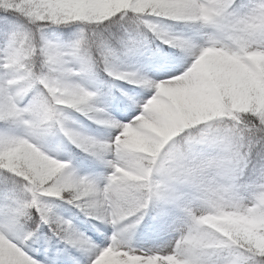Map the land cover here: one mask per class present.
Listing matches in <instances>:
<instances>
[{
    "label": "clouds",
    "instance_id": "9594fccd",
    "mask_svg": "<svg viewBox=\"0 0 264 264\" xmlns=\"http://www.w3.org/2000/svg\"><path fill=\"white\" fill-rule=\"evenodd\" d=\"M89 3L92 7L78 25L82 56L94 61L96 73L108 70L152 95L133 105L138 114L126 122L106 113L99 106L102 94L80 58L65 53L59 64L53 54L43 53L37 25L31 37L21 38L18 52L22 69L43 76L39 83L44 87L34 90L25 76L15 79L23 92L17 104L23 105L22 144L0 156V169L18 172L30 183L34 178L36 196L44 204L73 200L105 216L115 226L121 259L128 260L139 248L138 264H264L257 255L264 252V135L250 131L246 104L213 86L239 65L258 75L264 70V0ZM130 35L139 45L133 55L122 43ZM209 35L223 46L203 47ZM101 41L114 52L102 50ZM165 45L189 66L157 80L146 61ZM78 111L107 123V136L82 128L73 115ZM34 122L51 134H33ZM208 126L235 129L236 136L225 144L203 142L200 132ZM65 140L105 151L111 160L108 176L115 179L95 186L78 181L70 158L57 148ZM170 189L181 194L184 207L172 210L161 228L167 239L139 246L145 222L160 216L158 192ZM113 251L101 253L99 264L113 258Z\"/></svg>",
    "mask_w": 264,
    "mask_h": 264
},
{
    "label": "snow or ice",
    "instance_id": "6c2138e0",
    "mask_svg": "<svg viewBox=\"0 0 264 264\" xmlns=\"http://www.w3.org/2000/svg\"><path fill=\"white\" fill-rule=\"evenodd\" d=\"M91 7L89 0H0V156L12 152L22 144L18 129L23 126V105L18 108L17 104L23 92L15 84V79L25 76L26 83L34 90L44 87L39 83L43 76L38 78L22 69V58L18 52L21 38L31 37L37 25V43L43 53L53 54L59 64L63 63L65 53L80 58L87 75L102 94V104L99 106L106 113L114 115L115 110L116 118L120 116L124 117L119 119L120 121H128L139 111L138 108L133 110V105L141 101V98L147 99L152 95V91L135 87L125 79H116L108 70L96 73L94 61L88 56H82V36L78 25L86 18ZM249 8L255 11V5ZM73 29L76 31L73 32ZM58 30H63L62 35ZM122 43L129 55L139 51L138 41L131 35ZM214 46L223 45L218 44L214 35H209L203 47ZM100 47L106 52H114L112 45L107 41H101ZM146 63L157 80L177 76L189 66L179 58L175 49L168 46H163L162 51L153 52ZM104 76L107 79H104ZM213 86L223 96L232 97L238 104H246L251 110L250 119L246 121L250 131L255 136L264 135V110L258 111L264 106V70L258 75L253 68L239 65L231 74L217 78ZM77 113L98 126L108 127L107 123L93 118L90 112ZM80 126L84 128L82 124ZM31 128L35 135L51 134L42 128L39 122H34ZM236 132L235 129L208 126L201 129L199 139L206 143L225 144L236 136ZM69 142L110 170L111 160L105 151L90 149L80 142ZM57 148L63 151V144H58ZM70 160L73 163L71 158ZM75 168L77 180L90 186L115 179L109 177L108 172L100 175L83 174L76 166ZM30 179L31 183L18 172L0 169V264H99L97 258L101 253L107 255L113 249H116L113 251V258L107 260L106 264H138L136 257L140 254L139 248L134 250L128 260L119 257L115 226L109 225L105 216L91 212L78 201L58 200L79 209L88 219L85 221L69 218L68 215L62 214V211L71 213L70 209L62 210L57 203H42L36 196V181L34 178ZM20 181L23 183H19ZM158 198L163 205L160 216L156 222H145L142 236L161 229L166 225L172 210L180 211L184 207L181 194L175 190L158 192ZM43 199L56 200L54 197ZM93 221L96 223H92ZM251 223L254 228L255 220ZM57 225L60 226L59 230ZM109 231L111 235L108 234ZM41 249L43 253L41 258L37 259L36 253ZM44 253L48 254L46 258ZM257 255L264 258V252ZM255 264H260V261Z\"/></svg>",
    "mask_w": 264,
    "mask_h": 264
},
{
    "label": "trees",
    "instance_id": "16d2710c",
    "mask_svg": "<svg viewBox=\"0 0 264 264\" xmlns=\"http://www.w3.org/2000/svg\"><path fill=\"white\" fill-rule=\"evenodd\" d=\"M73 32L76 31V29L72 30ZM58 32L62 35L63 30H58ZM166 46V45H165ZM103 76V73H101ZM104 79H107L106 76H104ZM121 84L123 82H120ZM74 117L84 126V129L90 132L91 134L98 135V136H107V130L106 128H103L101 126L96 125L92 121H89L85 116H83L80 113L73 112ZM70 155L72 156V160L74 165L83 173V174H103L105 172L106 168L96 162L92 157L88 156L87 154L83 153L80 149H78L75 145L72 144L70 148ZM58 205H60V208L62 210L70 209L71 213L67 211H62V214L68 215L69 218H78L81 220H87L88 218L83 215V213H80L79 209L74 208L72 205H67L62 201H56ZM78 214V216H77ZM96 221H93L94 223ZM83 230V229H82ZM91 234V233H89ZM49 235H51L49 233ZM63 247V245H61ZM43 253V249H41L40 252L36 253V258L40 259L41 254ZM47 253H44L45 258L47 257Z\"/></svg>",
    "mask_w": 264,
    "mask_h": 264
},
{
    "label": "rangeland",
    "instance_id": "374dc122",
    "mask_svg": "<svg viewBox=\"0 0 264 264\" xmlns=\"http://www.w3.org/2000/svg\"><path fill=\"white\" fill-rule=\"evenodd\" d=\"M113 114L116 115L115 110H113ZM117 118L124 119V117H120V116H117ZM69 144L70 142H68L67 140L63 142L62 152H63V157L66 159L69 158V156L67 155V152H65V150L69 147ZM108 234L111 235V231H109ZM165 239H167V236L165 235L164 231L161 229H156V230H153L152 234L147 235V236H142L139 246H145V247L155 246V245L163 243Z\"/></svg>",
    "mask_w": 264,
    "mask_h": 264
}]
</instances>
